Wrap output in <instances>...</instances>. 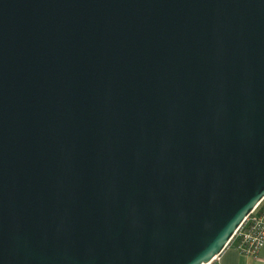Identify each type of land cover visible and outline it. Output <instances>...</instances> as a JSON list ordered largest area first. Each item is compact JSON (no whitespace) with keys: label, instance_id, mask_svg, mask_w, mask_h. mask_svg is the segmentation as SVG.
Here are the masks:
<instances>
[{"label":"water","instance_id":"water-1","mask_svg":"<svg viewBox=\"0 0 264 264\" xmlns=\"http://www.w3.org/2000/svg\"><path fill=\"white\" fill-rule=\"evenodd\" d=\"M264 197V0H0V264H207Z\"/></svg>","mask_w":264,"mask_h":264},{"label":"built area","instance_id":"built-area-1","mask_svg":"<svg viewBox=\"0 0 264 264\" xmlns=\"http://www.w3.org/2000/svg\"><path fill=\"white\" fill-rule=\"evenodd\" d=\"M233 242L245 254L255 255L258 253L264 243V197L235 230L229 245ZM218 256H215L213 261L207 264H214Z\"/></svg>","mask_w":264,"mask_h":264},{"label":"crops","instance_id":"crops-1","mask_svg":"<svg viewBox=\"0 0 264 264\" xmlns=\"http://www.w3.org/2000/svg\"><path fill=\"white\" fill-rule=\"evenodd\" d=\"M214 264H264V243L255 255L245 254L233 242L215 260Z\"/></svg>","mask_w":264,"mask_h":264}]
</instances>
